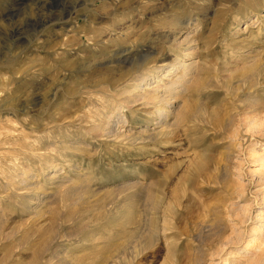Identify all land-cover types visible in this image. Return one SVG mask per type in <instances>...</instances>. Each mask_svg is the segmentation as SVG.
I'll return each instance as SVG.
<instances>
[{"label": "rangeland", "instance_id": "obj_1", "mask_svg": "<svg viewBox=\"0 0 264 264\" xmlns=\"http://www.w3.org/2000/svg\"><path fill=\"white\" fill-rule=\"evenodd\" d=\"M256 262L264 0H0V264Z\"/></svg>", "mask_w": 264, "mask_h": 264}, {"label": "bare ground", "instance_id": "obj_2", "mask_svg": "<svg viewBox=\"0 0 264 264\" xmlns=\"http://www.w3.org/2000/svg\"><path fill=\"white\" fill-rule=\"evenodd\" d=\"M253 68V67H252ZM248 70H250V69H248ZM251 70H253V69H251ZM246 71V70H245ZM249 71H247V72H245V73H248ZM252 73V72H251ZM182 114L181 115H183L184 114V112H181ZM185 115H186V113H185ZM155 224V223H154ZM169 228V227H168ZM167 228V229H168ZM170 229V228H169ZM257 264L259 263V262H256Z\"/></svg>", "mask_w": 264, "mask_h": 264}]
</instances>
